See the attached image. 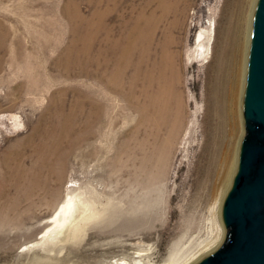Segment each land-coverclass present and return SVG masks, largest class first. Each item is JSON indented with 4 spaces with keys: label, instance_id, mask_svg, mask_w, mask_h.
<instances>
[{
    "label": "bare ground",
    "instance_id": "bare-ground-1",
    "mask_svg": "<svg viewBox=\"0 0 264 264\" xmlns=\"http://www.w3.org/2000/svg\"><path fill=\"white\" fill-rule=\"evenodd\" d=\"M250 1L235 0L238 22L227 27L223 56L211 82L206 122L209 131L199 185L210 187L209 193L214 199L220 194L225 198L231 191L240 168L254 26L251 9L256 0L251 4ZM79 2L70 0L62 12L67 15L68 23H87L86 27L71 24L58 40L55 38L57 43L48 36L43 37L38 51L43 55L50 48L58 50L55 52L59 53V58L53 61L58 73L66 79L83 77L86 83L61 90L60 100L48 103L33 133L19 139L17 150L8 152L2 159L3 167L15 177L18 193L14 202L0 208L4 225L7 222L25 228L32 218L21 211L23 205L31 210L37 198L53 194L60 197L63 182L67 177L70 179L72 185L66 187L65 199L46 222L53 226L43 237H53L60 242L78 231L85 232L86 227L98 219L115 224L124 213L126 216L133 211L136 196L146 202L148 197L161 194L162 185L157 184L166 175V165L185 123L186 111L177 55L170 52L174 44L171 32L178 26L167 28L162 40L158 39L162 23L176 10V1L88 0L94 8L89 17L82 14ZM67 33L73 37L64 45ZM2 51L7 53L11 67L23 63L20 69L35 72L32 61L37 58L24 53L21 38L0 22V53ZM2 67L0 60V71ZM119 99L127 102V133L116 130L115 104ZM165 131L168 136L161 141L160 135ZM109 141L112 148L105 153V142ZM158 155L163 165L157 172L158 178L154 179L151 170ZM76 169L88 182L94 175L104 176L107 172L109 190H98L88 183L85 186L84 180L77 181L72 174ZM118 190H123L119 201L115 197ZM213 217L217 227L215 237L200 244L201 247L199 245L200 248L180 264H200L220 249L225 223H220L217 212ZM34 232L26 233L33 236Z\"/></svg>",
    "mask_w": 264,
    "mask_h": 264
},
{
    "label": "rangeland",
    "instance_id": "rangeland-1",
    "mask_svg": "<svg viewBox=\"0 0 264 264\" xmlns=\"http://www.w3.org/2000/svg\"><path fill=\"white\" fill-rule=\"evenodd\" d=\"M174 1L176 10L162 23L158 39L162 40L167 28L175 24L178 26L171 32L174 44L170 52L177 55V66L182 77L180 88L186 111L185 123L174 142L171 160L166 165V175L157 184L162 185L161 194L148 197L146 202L136 196L130 218V214L125 216L124 213L123 218L115 224L98 219L88 225L85 232L78 231L64 242L53 237L43 238L53 226L46 222L65 199L66 187L72 185L67 177L60 197L53 194L37 198L31 210L28 205H23L21 211L32 218L25 228L7 222L4 225L0 217V264H180L215 237L217 227L213 214L217 212L222 220L220 223H224L223 208L230 191L225 198L220 194L214 199L209 193L210 187L199 185V170L204 164V143L209 131L206 122L211 82L223 56L227 27L230 23L238 22L235 0ZM69 2L0 0V22L21 38L24 53L33 54L32 57L37 58L32 61L36 67L35 72L23 71L19 68L23 63L11 67L7 62V53H0L3 66L0 71V208L18 198L15 177L2 165L5 154L16 151L17 141L33 133L47 105L60 100L61 90L86 83L83 77L66 79L58 73L53 65V61L59 58V53L55 52L58 50L50 48L43 55L38 51L43 37L48 36L57 43L61 32L69 29L71 24L86 27L87 23H68V17L62 11ZM256 2L251 9L254 19L259 0ZM79 5L83 15L91 16L94 8L88 0H80ZM72 37L71 33H67L64 45ZM200 39H203L202 42H199ZM91 83L97 86L95 82ZM115 105L118 118L116 130L127 133V102L119 99ZM166 132L160 135L161 141L167 138ZM111 148V141L105 142V153H109ZM162 165L161 157L156 156L151 170L154 179L158 178L157 172ZM72 174L77 181L84 180L80 170H73ZM103 175H94L89 182L85 179L84 185L88 183L98 190H109V174L105 172ZM73 184L78 185L76 182ZM117 192L115 197L119 201L123 190ZM31 230H35L33 236L26 233Z\"/></svg>",
    "mask_w": 264,
    "mask_h": 264
},
{
    "label": "water",
    "instance_id": "water-1",
    "mask_svg": "<svg viewBox=\"0 0 264 264\" xmlns=\"http://www.w3.org/2000/svg\"><path fill=\"white\" fill-rule=\"evenodd\" d=\"M240 168L223 208L225 240L200 264H264V0L254 19Z\"/></svg>",
    "mask_w": 264,
    "mask_h": 264
}]
</instances>
